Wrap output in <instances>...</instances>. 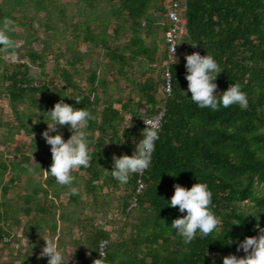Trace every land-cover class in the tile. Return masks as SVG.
<instances>
[{"label": "trees", "instance_id": "obj_1", "mask_svg": "<svg viewBox=\"0 0 264 264\" xmlns=\"http://www.w3.org/2000/svg\"><path fill=\"white\" fill-rule=\"evenodd\" d=\"M80 1L93 7L94 0ZM112 1L117 3L113 15L121 22L114 33L118 35L119 30L125 29V24L130 22V40L123 46L111 48L107 45L106 28L96 35L90 25H85L84 40L90 45L102 43L108 66L132 85L137 99L112 95L108 88L109 80L96 67L87 70V88L75 81V76L80 73L76 65L88 54H82V59L76 58L71 62L73 71L64 67L61 69L60 77L65 85L54 94L50 91L54 81L49 79L35 84L36 78L29 73L28 63L16 65L11 74L6 72L10 67L5 65L0 74V80L9 82L4 95L15 110L18 127L26 131L33 134L41 132L42 122L51 119L43 105H47L49 111L61 99L76 107L88 108L95 115L85 129L92 141L90 151L93 158L86 167L73 170L75 180L72 181L76 189L80 178L83 181L82 190L89 196L93 194L94 199L88 204L81 198V191L67 189V184L60 183V191L69 190V203L90 210L91 204L102 206L103 200L99 195L102 189L114 192L124 189L125 193L117 198V210L124 217L133 214L136 221L125 222L122 228L113 231V237L105 227H96L93 233L89 232L86 241L90 242L91 255L79 249L77 254L80 261L77 264H93L94 259L100 257V253L93 248L98 247L101 239L109 241L105 259L113 261V264H223L226 255H245L237 249V238L242 240L245 236L257 235V223L264 227V0H181L187 22L186 33L181 40V55L169 65L163 34L170 23L166 18L164 0ZM51 2L13 0L12 9L23 10L25 5H30L38 11H45ZM155 2V10L160 14L159 22H155L149 13ZM63 9L64 5H61V14ZM103 24L107 25V20ZM157 31L162 32V47L158 39L154 40L153 45L147 44V39ZM194 46L201 47V54L212 53L221 65L217 94L222 95L221 91L239 81L248 95L247 108H241L238 104L219 110L201 108L191 100V92H188L189 96L184 95L183 90L187 89L189 83L185 75L186 55ZM27 56L30 61L40 60V65H44V55L28 51ZM167 66L173 80L171 93H166L164 88ZM66 89H71V93H66ZM74 97H80V102ZM22 103L30 104L32 111L25 113L18 110V105ZM33 109L40 110L42 115L38 116ZM163 109L160 138L156 141L151 166L142 175L132 173L127 183H121L107 170L113 167V155L132 154L134 139L136 142L142 139V129L146 127L143 119L157 116ZM26 115L31 116L27 121ZM130 115L132 118L129 120ZM32 117L39 119L33 125ZM51 122L54 126L55 122L52 119ZM10 126V121L0 118V128ZM59 127L64 128L65 139L72 134L66 125ZM57 132V129L52 131V135ZM35 140L33 147L41 146L45 155L43 166L39 168L47 166L46 169H49L53 162L51 145L46 138L42 140L36 137ZM124 141L126 143H122ZM30 149L31 146L21 143L15 151L21 161L31 163L33 158L27 153ZM11 165L14 175L3 186L4 197L9 196V183L13 184L18 179L16 172L19 162ZM7 169V161H0V174ZM54 178L50 174V178H46V187L36 184L33 192L25 196V206L22 207L27 218L25 223L20 218L13 219L7 211L10 203L6 199L0 200V242L12 247L13 252L16 249L12 246L11 225H23L26 233L37 231L36 234L44 235L49 232H44L48 226L52 232H56L57 220H50L56 214L67 218L66 212L60 210L61 202L57 203L59 192L50 190L57 182ZM139 178L144 186L137 193ZM198 180L206 182L212 190L210 207L220 217L219 230L206 237L197 236L191 244L185 245L169 225L174 218L186 213H181L178 205H168L167 200L174 194L176 183L190 188ZM97 181H101V184H96ZM40 195L44 197L43 201ZM12 210L16 211V206H12ZM70 215L69 219L77 221ZM12 219L13 222L8 225L7 222ZM115 220L122 219L116 217ZM113 222L107 221L105 225H113ZM7 225L9 230L5 227ZM31 238L36 242L41 235ZM229 238L233 243L228 244ZM35 242L24 254L21 246L17 248L16 258L19 261L8 259L0 264H48V257L40 256L39 246L41 248L42 244Z\"/></svg>", "mask_w": 264, "mask_h": 264}, {"label": "rangeland", "instance_id": "obj_2", "mask_svg": "<svg viewBox=\"0 0 264 264\" xmlns=\"http://www.w3.org/2000/svg\"><path fill=\"white\" fill-rule=\"evenodd\" d=\"M12 1L13 0H0V27L3 26L5 18L7 17H11L17 21L18 27L14 32H11L10 35L19 41V48L17 50L18 59L11 60L5 55L4 51L0 49V74L3 73L5 65L10 67L6 72L11 74L16 65L28 63L30 65L29 73L36 78L35 84L49 79L54 81V87L50 89L51 93L54 94L57 92V89L65 85V81L60 77L61 69L64 67L68 71H73L71 62L75 61L76 58L82 59V54H88L76 65L80 73L75 76V81L83 88H87L89 85L88 82L85 81V76L88 74L87 70L96 67L99 68L100 73L109 80L108 88L112 92V95L138 98L132 85L121 78L116 70L108 66V58L105 56L102 43L99 42L95 43L96 45H90L84 40L86 37L85 25H90L92 31L96 35H100L106 28L105 36L107 45L111 48L123 46L130 40V22L125 24V29L119 30L118 35L114 33L117 25L121 23L113 15V11L117 5L115 1L94 0L93 7H90L80 0H52L51 4L47 5L45 11H38L30 5H25L26 7L23 10H13L14 4ZM155 4L156 2L153 3L149 9V13L152 15L155 22H159L161 20L158 18L160 14L155 10ZM61 5H64L63 14H61L60 11ZM104 20H107V25L103 24ZM161 37L162 32L157 31L156 34L147 39V44L153 45L154 40L158 39V43L162 47ZM28 51L44 55V65H40V60L37 62L30 61L27 56ZM159 52H161V50ZM181 53L182 51L180 55ZM3 61L6 64H4ZM135 74L138 76L137 72H135ZM145 76H143V78H145ZM116 79H118V81H115ZM8 84V81L0 80V92L3 94L0 96V118L4 121H10L11 123L10 128H0V161H7L8 164V169L0 174V200L6 199L10 203L11 206L8 207L7 211L13 219L20 218L21 222L25 223L24 221H26L27 218L24 216V211L22 210V207L25 206V196L33 192L36 184H41L46 187V178H50V173L46 171L47 166H44L42 169L39 168L43 166L42 160L45 159V155L41 151L42 147L37 146L35 148L33 144L36 143V137L42 140L45 139L43 132L49 128L48 123L52 125V122L51 119L43 121L42 131L36 134L18 127L19 124L16 120L15 110L4 95L5 88ZM117 86L119 88H117ZM71 91V89L65 90L68 94H70ZM41 97H44V95H41ZM161 97L162 94L160 92L159 98ZM39 99H41L40 96ZM47 108L48 106L44 104L43 109L48 111ZM18 110L24 111L25 113L32 111L30 104L26 103L18 105ZM33 110H35L38 116L42 115L40 110ZM28 118H31V116H27L25 121H27ZM38 120L37 117H32L31 125L38 122ZM42 120L44 119L42 118ZM57 130L58 132L65 133L63 127H58ZM50 134H52V132H50ZM21 143H26V146L29 147L31 146V149L27 152L28 155L33 158L31 163L21 161L19 154H16L15 149ZM18 162L19 165L16 172V177H18V179L15 180L13 184L9 183V196L4 197L5 193L3 192V186L8 183L10 176L14 175L11 164H18ZM22 167H25V169ZM55 181L57 180L55 179ZM82 182L79 178V186H77L76 189L81 191V198L90 204L94 199L92 196L93 194L89 196L82 190ZM96 184H101V181H97ZM60 188L61 184L58 181L53 183L50 187V190L56 189V192H59V200L57 203L61 202L60 210H64L67 214V218L64 219L57 214L54 216V219H50L52 221L57 220L58 227L56 232H52L49 226V230L44 229V232L49 231L48 233H44V235H42L43 233L36 234L37 231L35 233H26L23 231V225L17 226L14 224L10 226L12 246L16 250L21 246L22 254L30 248L29 246L31 244L34 245L35 241L33 240L36 239L32 240L31 237L41 235V238L35 242L37 245H39V243L42 244L41 248L39 246L40 252L46 244V239H52L57 243L58 247L66 253L65 261L69 259V264H77L80 261L77 254L79 249L84 251L86 255L91 253L90 242L86 241V235H88L89 232L93 233L96 227H105V229L111 231L113 237V231L122 228L125 222L132 223L136 221L133 214L124 217L121 211L117 210V198H119L121 193H125L124 189L116 192L112 190L109 191L106 188L102 189L99 194L103 200L102 206L91 204L93 209L91 208L89 210L84 209L82 206L69 203V190L60 191ZM73 188H75L73 183L71 185L67 184V189ZM39 198L41 201L44 199L42 195H40ZM33 205H35V203H33ZM12 206H16V211L12 210ZM69 215L70 217L73 215L77 221L69 219ZM116 217L122 220L117 221L115 220ZM13 219L7 222L8 225L9 223L11 224V221L13 222ZM47 220L49 224H51V221L49 219ZM107 221H114L113 225H105ZM90 222L93 224L92 228L90 227ZM8 225L5 226L7 230H9ZM114 233L116 234V232ZM11 249L12 247H8L0 242V262L8 261V259H16L19 261V259L16 258V250L13 252Z\"/></svg>", "mask_w": 264, "mask_h": 264}, {"label": "clouds", "instance_id": "obj_3", "mask_svg": "<svg viewBox=\"0 0 264 264\" xmlns=\"http://www.w3.org/2000/svg\"><path fill=\"white\" fill-rule=\"evenodd\" d=\"M165 1L163 5L166 9ZM184 19L186 21L185 17ZM186 24L187 22L185 23V32L179 39L178 53L176 54L175 43L170 46L169 56L174 61L169 60L168 44L166 43L168 65L175 63L180 56L181 40L186 33ZM17 27V21L11 17L5 18L3 26L0 27V49L11 60L18 59L19 41L10 35ZM191 50L186 55L185 67L187 71L185 75L189 83L187 89L183 90L184 95L189 96L188 92H191V100L201 108L210 107L212 110H219L221 107L227 108L233 104H238L241 108H247L249 99L243 85L239 81L233 82L226 90L221 91L222 95L217 94L216 89L219 87L217 77L222 72L221 65L212 53L201 54L199 51L191 53ZM167 69H169L168 91L171 93L173 80L169 66L166 67L165 73ZM74 98L80 102V97ZM47 113L55 122V125L48 123L49 128L43 132L46 142L51 145L53 160L50 168L46 171L54 176L59 183L71 185L72 181L75 180L73 170L81 166L86 167L93 158L90 151L92 141L85 129L89 121L95 119V115L88 108L76 107L63 99L57 101ZM131 118L130 115L128 119ZM146 118L143 119V124L146 127L142 129V139L138 142L134 139L135 148L132 154H114L112 169L106 168L121 183H127L132 173L142 175L152 164L156 141L160 138V119L159 116ZM60 125H66L71 130L72 134L67 139H65L62 132H57L55 135L50 134ZM122 143H126V141ZM174 187V194L170 200H167L168 205L172 207L178 205L179 211L186 214L174 218L169 226L182 238L185 245L191 244L197 236L206 237L210 233L219 230L220 217L210 207L213 193L206 182L198 180L190 188L176 183ZM137 189L138 186L136 191ZM72 190L76 191L75 188ZM137 193L139 192L137 191ZM234 224L239 225L241 223ZM255 227L259 229L257 235L245 236L242 240L237 238V249L238 251L242 250L245 255L238 256L236 253L226 255L223 257V264H264V227L259 223ZM228 240L230 241L228 244L233 243L231 238ZM108 243L107 239H101L98 247L93 248L100 253V257L94 259L93 264H113V261L105 259V249ZM40 256H47L48 264H65L66 253L52 239H46V244ZM67 264H69V259Z\"/></svg>", "mask_w": 264, "mask_h": 264}, {"label": "built area", "instance_id": "obj_4", "mask_svg": "<svg viewBox=\"0 0 264 264\" xmlns=\"http://www.w3.org/2000/svg\"><path fill=\"white\" fill-rule=\"evenodd\" d=\"M181 4H182L181 0H166L165 1V7L167 9L166 17L168 21L170 22V28L165 32L164 37H165L166 43L168 44V57L170 61H174V59H171L169 56L170 46L173 43L176 44V54H177L179 51V39L185 32L186 21L182 15L183 8ZM195 51L202 52L201 48L197 46L192 48L191 53ZM168 80H169V69H167L165 73V91L167 93H170L168 91ZM163 115H164V110L161 111L157 115L159 116L160 122H161ZM143 186H144L143 180L140 178L137 191L141 192V190L143 189Z\"/></svg>", "mask_w": 264, "mask_h": 264}]
</instances>
